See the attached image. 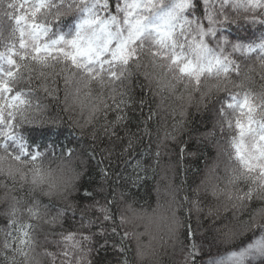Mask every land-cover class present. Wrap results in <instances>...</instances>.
Masks as SVG:
<instances>
[{
    "label": "trees",
    "instance_id": "obj_1",
    "mask_svg": "<svg viewBox=\"0 0 264 264\" xmlns=\"http://www.w3.org/2000/svg\"><path fill=\"white\" fill-rule=\"evenodd\" d=\"M16 1L0 0V49L12 45L18 47L15 17L21 10ZM56 11V8L45 7L35 19L52 26L67 22L68 16L57 19ZM151 52L146 47L138 60L130 62V69L124 72L122 78L119 73L117 78L105 76L103 84L93 81L87 87L78 83L81 79L79 76L72 77L75 69L70 63L61 61L55 67H42L18 59V64H29L31 77L24 69L23 78L10 82L9 86L15 92L28 95L27 102L30 101L31 106L25 111L29 119H16V126L24 133L29 144L56 145L55 155L48 153L42 160L38 159L36 165L46 172L50 171L53 177H59L62 171L70 176L73 169L82 173L85 169L87 171L77 182L79 191H74L67 202L55 196L42 195L40 188H35L29 195L34 187L30 172L27 181L17 178L14 185L6 181L7 188L0 186V197L7 192L10 198L8 201L0 199V264H49L42 252L51 245L47 244V238L58 237L61 232L73 228L88 234L99 231L96 225L82 227L84 220H87L82 219L81 211L93 203L92 199L84 196V190L94 192L101 187V169L111 173V180L103 185V193L94 195V199L104 204L115 194L117 204L113 207V213L117 232L113 235L109 231L106 236L93 238L90 245L94 249L90 256L91 264H120L125 257L128 264H177L180 245L170 233L174 212L183 223L191 226L187 243L193 240L205 244L210 242L214 214H224L227 203L224 193L226 190L235 191L228 180L232 170L240 167L231 150V132L223 130L227 123L224 102L230 93L240 91L252 92L264 99V65L261 64L264 61L238 56L241 68L238 72L230 73L231 83L226 90L214 93L211 99L203 102H198L197 94L189 103L183 83L178 85L175 93L158 86L165 80H172V74L159 66L161 60L158 56L153 58ZM13 71L21 69L14 68ZM41 72L45 74L44 77L39 75ZM65 77H72L67 84ZM172 82L175 83L174 80ZM121 94H124L123 97ZM121 98L127 103L120 104L117 109L116 103ZM104 104L108 105L107 121L115 119L116 115H126L123 123L132 132H136L138 127L142 129L146 122L153 132L151 140L145 137L142 144L135 146L134 152L124 157H120L119 153L126 141L117 144L111 155L108 151H102L110 148L112 142L102 131L94 141L89 134L92 125L87 121L94 114L99 121H93L96 127L104 124ZM97 107L100 111L94 112ZM182 110L183 118L180 115ZM173 125H177L176 129H173ZM116 131L123 136L125 127L122 125ZM166 131L171 132L175 139L165 141L157 161L150 155L149 144L154 153L157 150V133L163 140ZM67 150H72L70 155ZM41 151H45V148L42 147ZM140 159L153 164L154 170L138 185L121 179L135 175L130 165ZM82 161H86V164H82ZM124 161H130V164ZM2 182H5L4 178L0 177ZM239 187L245 188V185L241 183ZM214 191L216 195H213ZM185 196L189 197L190 203L183 202ZM13 197L20 201L16 205L18 211L15 219L31 226L20 233L25 244L15 239L19 225H11L7 215ZM37 200L42 206H49L48 212L44 214L42 207L39 217L29 216L27 209ZM66 203H73L75 210L67 211L60 224L50 223L57 209ZM86 215L95 219L100 214L89 211ZM121 217L125 221L123 224L120 223ZM112 226L111 222L105 225L107 228ZM23 232H27L28 236L25 237ZM125 232L129 234L126 240L122 239ZM180 239L184 240L183 234ZM6 242L9 245L7 248ZM121 246L126 249L123 254ZM138 247L141 255L137 254ZM220 251H224L223 246Z\"/></svg>",
    "mask_w": 264,
    "mask_h": 264
},
{
    "label": "snow or ice",
    "instance_id": "obj_2",
    "mask_svg": "<svg viewBox=\"0 0 264 264\" xmlns=\"http://www.w3.org/2000/svg\"><path fill=\"white\" fill-rule=\"evenodd\" d=\"M204 4L210 5L211 0H204ZM8 7H15V5H8ZM45 7L56 8L57 19L60 16H69L68 27L70 30L66 33L54 32L50 34L47 22L37 23L35 19L37 13ZM163 7L162 5L158 8L152 0H123V3L120 0H115L114 4L113 0H60L58 5L39 0L38 3L31 6L30 16L25 13L15 17L19 31L18 47L12 45L6 52H0V59H3L7 65V68L0 66V100L4 101L3 104H0V139L3 141L0 143V177H3L5 181L0 183V186L7 188L6 181H11L14 185L17 178L20 181H27L30 172L31 184L34 187L30 190L29 195L35 188H40L42 195L55 196L67 202L74 191H79L77 182L87 171L85 169V172L82 173L73 169L70 176L62 171L59 177H53L50 171L46 172L37 166L36 161L42 160L48 153L55 155L56 145L29 144L23 136L15 131L16 119H29L25 115V111L31 106L30 101L25 102L21 99L22 92H15L9 86L10 82L23 78L24 69L28 70L27 74L31 77L32 69L29 64H18V59L21 62L30 61L31 64H39L42 67H55L61 61L66 64L70 63L75 69L72 77L79 76L81 79L78 83H83L87 87L93 81L103 84L105 76L117 78L118 70L119 76L122 78L124 72L130 69V62L138 60L146 47L151 51V48L155 46L158 51L151 52V55L153 58L160 56L162 59L170 61V63H163L159 66L172 73V80H165L158 86L175 93L178 85L183 83L189 103L196 98L197 94L198 102H203L211 99L214 93L227 89L231 83L230 73L238 72V65L231 58L235 53L242 50L247 53L259 51L260 60L264 61V33H261L259 37L253 35L241 38L252 41L243 44L230 41L227 36L216 31L215 25L218 17L224 16L225 20L229 19V8L238 9L241 7L239 3L219 0V7H215L214 11L206 9L202 16L196 15L200 9V0H171L166 10L162 11ZM243 7L245 13H253V21H255L256 15H264V0H246ZM60 9L63 11L61 12ZM113 11L115 14H112ZM100 12H106L109 15L102 18ZM73 19L74 23H72ZM205 19L208 21L207 24L202 23ZM112 26H115L114 30ZM209 36L215 38L214 46L212 40H205V37ZM185 44L190 52L196 54L195 63L191 59L187 61L182 59ZM229 47L231 52H228ZM176 49L181 51L178 53ZM226 52H228L227 55H225ZM261 64L264 65V63ZM14 68L21 69V71L14 72ZM39 75L44 77L45 74L41 72ZM72 77H65V83L67 84ZM173 80L175 83L172 82ZM210 81H215V83ZM4 93L9 94L8 99H5ZM123 95L121 94V97ZM229 99L232 102L227 105L228 108L248 106L246 96L239 104L236 103V96H231ZM126 103L127 101L121 98L116 103L117 109L120 104ZM262 105H264V99H262ZM107 108L108 105L104 104L103 115L106 122L99 128L96 127V123L99 121L96 120L94 114L87 121L92 125V131L89 134L94 141L102 131L112 142L110 148L102 149V151H108L111 155L117 144H124L126 141L119 153L120 157H124L134 152L135 146L142 144L145 137L151 140L153 132L146 122L142 129L138 127L136 132H132L123 123L127 119L126 115H116L115 119L107 121ZM223 110L222 107L221 112ZM95 111H100V108H95ZM248 111L251 112L252 109L249 108ZM180 115L183 118V110ZM94 120L96 123H93ZM252 123L254 121L250 118L247 135L254 152L241 153L240 146L236 145L240 167L232 170V175L228 180V184L235 191L226 190L224 193L227 201L224 206V214L220 212L214 214L215 218L210 228L212 233L210 242L206 246L195 242V240L187 243L191 226L183 223L175 212L171 217L170 233L180 245V251L184 255L183 264H197L198 261L199 264H264V117L257 127H251ZM122 125L125 127L123 136L116 131ZM176 127L177 125H173V129ZM236 127L243 137L245 135L243 125L237 121ZM168 139L174 140L175 136L166 131L162 140L157 133V150L154 153L151 152V144H149L150 155L154 156L157 161L161 155L160 148ZM42 147L45 148V151H41ZM67 151L70 155L72 150ZM124 162L130 164V161ZM81 163L86 164V161ZM130 166L135 170V175L120 178L126 181L130 180L133 185H138L150 171L154 170L153 164L147 163L143 159L137 160ZM100 173L101 187L94 192L84 190V196L92 199L93 203L86 205L85 209L81 211L82 219L87 220V225L82 224V227L96 225L99 231L81 235L80 240H76V233L66 235L60 233L64 237L65 244L69 240L75 241L71 245L73 256L69 264H91L89 257L94 251L90 247L93 238L106 236L109 231L113 235L117 232L115 214L113 213V207L117 204L115 194L113 193L110 201L106 199L104 204L94 199V195L103 193V185L111 180V173L106 169H101ZM241 183L245 185V188L239 187ZM213 195H216L215 191ZM0 199L8 201L10 198L5 192ZM11 201L7 215L10 217L11 225H19L16 229L15 239L21 240L22 230L31 226L21 224L15 219L18 211L16 205L20 201L14 197L11 198ZM183 202L190 203L191 201L188 196H185ZM229 205L231 211H229ZM42 207L44 214H47L49 206H42L39 200L35 201L27 209V212L29 216L39 217ZM69 210H75L73 203H66L64 207H59L49 222L60 224L61 218ZM89 211L99 212L100 215L93 219L86 215ZM197 211L199 212V209ZM109 222L113 226L105 227ZM124 222L121 217L120 223ZM181 234L184 235L183 241L180 239ZM8 235L11 236V233ZM23 235L27 237L28 233L23 232ZM128 235L125 232L122 239L126 240ZM25 243L26 241L21 240V244ZM8 246L6 242L5 247ZM221 246L224 248L223 252L220 251ZM14 251H19V249H14ZM124 251L126 249L121 246L122 254ZM137 254L141 255L139 247ZM46 255L55 257L54 253H46ZM64 255L67 257L68 253L65 252ZM61 264H65V262L61 261ZM120 264H128L127 258L122 259Z\"/></svg>",
    "mask_w": 264,
    "mask_h": 264
},
{
    "label": "rangeland",
    "instance_id": "obj_3",
    "mask_svg": "<svg viewBox=\"0 0 264 264\" xmlns=\"http://www.w3.org/2000/svg\"><path fill=\"white\" fill-rule=\"evenodd\" d=\"M17 1L15 3L17 4V6H19V8L21 10V12H19L18 15H23V14L27 13L29 16L31 15V13H30L31 6L34 3L39 2V0H17ZM45 2L48 4L55 3L58 5L60 3V0H45ZM120 2L123 3V0H120ZM152 2L154 4H156L158 8L162 7V5H163L164 7L161 9L163 11V10H166L168 5H170L171 0H152ZM114 3H115V0H113V4ZM230 3H239L241 5V7L238 9L237 8H229V19H227V20H225L224 16L218 17L215 27H216V31L219 34L227 36L230 41L247 44V43H250L252 41L246 40V39H241V38L252 37L253 35L255 37H259L261 35V33H264V15H256L255 21H253V19H252L253 13L252 12L245 13V10L243 7V5L246 3V0H230ZM10 4H11V2H10ZM215 7H219V0H211V4L207 5V6L204 4V0H200V9L196 15L202 16L205 13L206 9L208 11H214ZM51 8H54V7H51ZM60 10L63 11V9H60ZM112 14H115V12L113 11ZM108 15H109V13L100 12V16L102 18H106ZM120 15L122 16L123 14L121 13ZM246 16H247V18H245ZM74 22H75V20L73 19L72 23H74ZM37 23H43V22L37 21ZM202 23L207 24L208 21L205 19L202 21ZM68 24H69V16H68L67 22L58 23L56 25L53 24V26L51 24H49L50 34L54 33V32L55 33H59V32H65L66 33V32H68L70 30L68 27ZM112 27L114 30L115 26H112ZM16 28L18 31L17 25H16ZM177 31H179V29H177ZM18 34H19V31H18ZM189 39H191V37H189ZM205 40L206 41L212 40L213 46H214V42H215L214 37H210V36L205 37ZM256 42L257 43L259 42L258 39L256 40ZM18 43H19V41H18ZM7 49H8V47L2 48V49H0V52H6ZM151 51L156 52V51H158V49L155 46H153L151 48ZM176 51L179 53L181 50L176 49ZM228 52H231L230 47L228 48ZM228 52H226L225 55H227ZM238 56L255 57V59H260L259 51L255 52V53H247V52L242 50L241 52L235 53L231 58L236 61L237 65H238V71L241 68V63L237 59ZM158 57L161 60L162 64L163 63H170V61L164 60L160 56H158ZM182 59L184 61L191 59L193 61V63H195L196 54L194 52H190L188 50L187 44H185L184 56ZM0 66L7 68V65L3 59H0ZM118 73H119V70H118ZM177 73H178V69H177ZM17 92H20V91H17ZM231 96L237 97V101H236L237 104L242 102L246 96L248 99V106L247 107L235 106L233 108H228L227 105L232 102L229 99V97H231ZM4 97H5V99H8L9 94L4 93ZM21 99L24 100L25 102H27L29 98H28V95H26V94L24 95V93H23V96L21 97ZM3 102H4L3 100H0V104H3ZM224 105H225V111L227 113L226 114L227 115V123H226V126H224L223 130L231 132V134H230L231 150L233 152L234 159L239 163L238 158H237V154H236V145L240 146L241 153H252V152H254V149L251 147L250 139L247 135V129L250 126L249 125L250 118L252 121H254V123L251 124V127H253V128L257 127L258 124L261 122L262 117H264V105H262V99L257 94L252 93V92H248V91H240V92L230 93L228 95V97L226 98ZM21 107H23V105H21ZM249 108L252 109L251 112L248 111ZM237 121H239L240 124L243 125V130L245 133V135L243 137L240 135V130L236 127ZM15 131L19 135L24 137V133L21 132V130H20V128H18V126H16ZM24 139H25V137H24ZM0 143H3L2 139H0ZM84 224L87 225V221L84 220ZM61 233H64L65 235L68 233H76L77 234L76 240H80L81 235H88L87 232H83V230H80L77 228L69 229V231H67V232L63 231ZM46 241H47V244H51V245H48L44 249H42V252L48 258L49 264H61V261H64L65 264H69V261L72 260V256H73V250L71 248V245L73 243H75V241L69 240L68 243L65 244L64 237L62 235H59L58 237H54V238H49V239L47 238ZM197 243H200V244L205 245V246L207 245V244L202 243V242H197ZM65 252L68 253L67 257L64 255ZM221 252H223V251H221ZM46 253H54L55 257L53 258L49 255H46ZM89 259H90V257H89ZM183 260H184V255L182 252H180L178 255L177 264H183ZM197 264H199V261L197 262Z\"/></svg>",
    "mask_w": 264,
    "mask_h": 264
}]
</instances>
